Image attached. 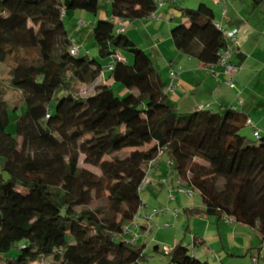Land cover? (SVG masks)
<instances>
[{"label": "trees", "instance_id": "trees-1", "mask_svg": "<svg viewBox=\"0 0 264 264\" xmlns=\"http://www.w3.org/2000/svg\"><path fill=\"white\" fill-rule=\"evenodd\" d=\"M107 2L110 18L92 31L97 58L74 45L64 19L77 10L96 15L100 0H0V62L15 61L11 86L25 106L8 132L0 91V264H140L142 248L126 229L164 153L178 183L200 194L205 216L256 229L264 242V132L256 141L241 135L249 119L233 107L181 113L170 81L122 26L151 17L160 1ZM176 9L188 23L171 27L174 47L204 67L226 65L235 40L213 8ZM114 84L126 93L116 95ZM80 85L93 92L80 95ZM82 157L99 174L80 167ZM192 251L178 242L168 254L173 264H209Z\"/></svg>", "mask_w": 264, "mask_h": 264}, {"label": "rangeland", "instance_id": "rangeland-1", "mask_svg": "<svg viewBox=\"0 0 264 264\" xmlns=\"http://www.w3.org/2000/svg\"><path fill=\"white\" fill-rule=\"evenodd\" d=\"M181 1L184 5H179V7L186 5L189 6L188 8L192 9L197 8L201 2H205L213 8L217 19L221 14V4H219L217 0ZM245 2L248 4L250 3L249 0H245ZM100 4L101 8L96 15L77 10L64 19L69 38L73 41L74 45L78 46L83 51L88 50L91 56L95 57H97V50L92 35L95 21L97 19H102L104 15L106 16L105 19L110 18V7L107 0H100ZM261 9L264 14V3ZM131 22L133 25L129 31L132 32L131 34L136 33L137 42L143 44L144 37L142 34L144 32L142 27H139L138 24H134L135 21ZM177 22H179V19L175 20L173 24ZM150 31L152 32L153 28L150 29ZM139 44L137 43L138 46H140ZM148 53L151 55V52ZM120 54L129 62L133 59V55L128 51L121 50ZM25 55L26 53H21L20 57H25ZM151 57L153 58L155 67L160 71L162 70V76L167 79L169 76L168 69L167 71H163V65L157 60L155 55H151ZM14 62V60H11V62H0V91L3 92L2 97L9 106L12 123L8 127V132L11 133L15 131V119L25 112L21 94L11 86L10 72ZM100 62H102L104 66L103 74L107 76V67L110 60H100ZM112 87L116 95L123 96L124 88L122 85L114 84ZM93 89L94 87L92 85H80L77 87V91L82 96L91 94ZM187 96L191 97L189 93H187ZM203 96H205V93H203ZM170 100L172 103L176 104V99L173 94L170 95ZM176 106L177 108L182 106L181 109L180 107L178 108L181 113L194 111L193 108L191 109V102L189 100H186L183 105L180 104ZM203 110H211V108L204 107ZM241 135L245 136L250 141H256L254 133L250 128H246L242 131ZM158 163H155V165H158ZM160 163V171H163V175L160 174V177L159 175L157 177L154 169L148 172L140 192L143 206L139 210L134 221L129 224L130 232L126 234L128 237H134L136 239L135 245L142 248L143 259L140 264H173L168 254L169 251L172 250L178 242L184 243L190 250L194 251L196 247L194 246V238H196V240L205 241L204 249L209 256V264H221V260H223L224 264H252L251 256L248 253L250 244L243 249L240 248V243L242 241L243 243H247L250 241L252 235H257L258 238H256V244L254 246H260L262 243L261 239L258 240L259 234L251 227L238 224L233 220H222L220 222V220L215 217L205 216L202 213L205 206L200 194L198 192L190 194L188 189L178 183L175 171L169 167L167 153L161 155ZM80 167L99 174V170L87 165L83 157L80 160ZM158 178L160 179L158 180ZM143 226H146V230H144ZM224 244L229 250L233 251V253L240 255H227L222 249ZM156 246L158 247V251L155 250ZM209 247L212 249H209ZM262 248L264 250V247ZM212 251L216 253L214 254ZM218 252L221 253L222 259L218 258ZM33 264L50 263L40 261Z\"/></svg>", "mask_w": 264, "mask_h": 264}, {"label": "crops", "instance_id": "crops-1", "mask_svg": "<svg viewBox=\"0 0 264 264\" xmlns=\"http://www.w3.org/2000/svg\"><path fill=\"white\" fill-rule=\"evenodd\" d=\"M217 1L221 4V14L218 19L215 16L216 22L224 29L238 30L234 42L235 50L228 59L229 65L233 67L230 72L227 71V66L224 64L204 67L198 60L182 54L174 47L170 34L174 21L179 19L185 24L188 23V20L182 18L176 9L179 5H184L181 0H176V2L175 0H166L163 6L159 7L151 17L135 21L134 24H138L143 29V44L137 42L136 33L131 34L132 32L129 31L133 25L131 21L123 22L122 26L124 32L138 43L143 50L147 53L151 52L152 56L155 55L163 65V71L168 69L169 74L172 71L176 72V90L173 93L176 105H183L186 100H189L191 109L193 108L194 111L210 107L211 111L214 112L220 111L225 106L233 107L245 114L253 123L249 126L253 133L255 130L264 132V18H261L264 17V14L261 9L262 4L256 6L250 0L249 4L245 0ZM183 7L188 8L189 6L185 5ZM225 10L227 12L223 14ZM105 17L104 15L102 19H105ZM152 28L153 31L151 32L150 29ZM148 54L150 55V53ZM241 56L244 57L242 63L239 61ZM159 72L163 73L162 70H159ZM166 80L170 81V77L168 76ZM230 80L234 87L227 85ZM125 93L124 90L123 94ZM187 93L191 97H188ZM203 93H205V96H203ZM179 107L181 109L182 106ZM158 162V165H155L154 172H156L157 177L158 175L160 177L163 171H160V160ZM254 230L257 232L256 229ZM256 238H258L257 235H252L250 241L247 242L248 244L242 241L240 248L245 249L250 244L248 253L251 260L253 257H257V264H264V250L262 248L264 242L259 235L258 240L261 239L262 244L254 246ZM197 243L198 245L195 247L193 254L197 258L208 262L209 256L204 249L205 241L197 240ZM209 249L212 248L209 247ZM222 249L227 255H240L233 253L225 244ZM218 255V258H223L221 253L218 252ZM220 262L224 264L223 260Z\"/></svg>", "mask_w": 264, "mask_h": 264}, {"label": "built area", "instance_id": "built-area-1", "mask_svg": "<svg viewBox=\"0 0 264 264\" xmlns=\"http://www.w3.org/2000/svg\"><path fill=\"white\" fill-rule=\"evenodd\" d=\"M164 1L166 0H162L159 2V7L163 6L164 4ZM223 14H226V11L223 12ZM123 30V29H121ZM225 31V35L228 39L234 41L236 40V37H237V34H238V30L237 29H232V30H227V29H223ZM232 49L229 48V50L227 52L224 53V58L222 60L223 63L226 64L227 66V71L230 72L232 70V66H230L229 64H227V58L228 56H230L232 54ZM169 77H170V82H169V86L167 88V92L168 93H173L175 92L176 90V79H177V74L176 72L172 71L170 74H169ZM228 86L230 87H234L232 81L230 80L228 83H227ZM248 124L251 126L253 125V123L249 120L248 121ZM259 132L260 131H257L255 130L254 131V136L255 137H259ZM169 164H170V161H169ZM192 193V191H190V194ZM126 232L129 233L130 230L129 228L126 229ZM132 243H135L136 239L134 237H131V240H130ZM258 263V258L257 257H253L252 258V264H257Z\"/></svg>", "mask_w": 264, "mask_h": 264}]
</instances>
